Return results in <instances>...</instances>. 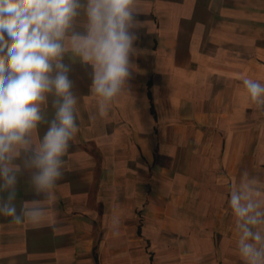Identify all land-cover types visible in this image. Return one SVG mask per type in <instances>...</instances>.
<instances>
[{"label": "crops", "instance_id": "1", "mask_svg": "<svg viewBox=\"0 0 264 264\" xmlns=\"http://www.w3.org/2000/svg\"><path fill=\"white\" fill-rule=\"evenodd\" d=\"M135 21L131 76L106 116L91 66L65 54L78 132L51 195L19 175L17 211L44 216L0 215V264H246L229 200L254 180L264 211V104L243 84L264 85V0H139Z\"/></svg>", "mask_w": 264, "mask_h": 264}, {"label": "clouds", "instance_id": "2", "mask_svg": "<svg viewBox=\"0 0 264 264\" xmlns=\"http://www.w3.org/2000/svg\"><path fill=\"white\" fill-rule=\"evenodd\" d=\"M138 4L139 0H0V193H7L6 199L0 198V215L16 224L38 223L44 216L29 202H22L17 211L16 187L27 170L34 191L51 195L63 177L64 157L78 132L77 98L64 56L71 51L91 66L90 91L99 98V115L106 116L131 76ZM81 8L87 17L84 34L74 25ZM243 84L253 101L264 104V85L247 78ZM49 96L51 120L43 112ZM41 124L48 125L47 131L36 141ZM243 176L248 177L247 171ZM252 183L231 192L229 204L241 233V257L246 264H264V235L253 231L264 224V211L252 199Z\"/></svg>", "mask_w": 264, "mask_h": 264}]
</instances>
